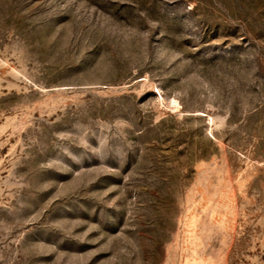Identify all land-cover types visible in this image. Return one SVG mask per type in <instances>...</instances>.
Returning a JSON list of instances; mask_svg holds the SVG:
<instances>
[{
  "label": "rangeland",
  "instance_id": "1",
  "mask_svg": "<svg viewBox=\"0 0 264 264\" xmlns=\"http://www.w3.org/2000/svg\"><path fill=\"white\" fill-rule=\"evenodd\" d=\"M0 264H264V0H0Z\"/></svg>",
  "mask_w": 264,
  "mask_h": 264
}]
</instances>
